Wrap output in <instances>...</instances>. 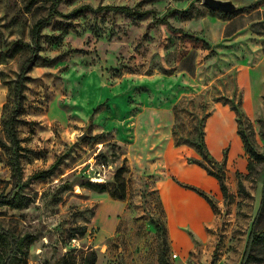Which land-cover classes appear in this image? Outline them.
I'll use <instances>...</instances> for the list:
<instances>
[{"label":"rangeland","instance_id":"rangeland-1","mask_svg":"<svg viewBox=\"0 0 264 264\" xmlns=\"http://www.w3.org/2000/svg\"><path fill=\"white\" fill-rule=\"evenodd\" d=\"M239 1L243 6L227 15L201 3L181 14L167 0L61 1L62 13L85 3H140L157 15L168 10L172 26L209 48L155 23L151 13L138 19L85 10L57 16L42 29L16 123L25 149L22 179L60 164L49 177L28 181L27 207L0 204V224L30 239L16 264H80L91 249L94 264H158L161 253L165 264L240 263L253 219L264 228V158L255 160L245 146L246 139L264 157V0ZM49 2L0 0L5 141L14 82L30 54L18 41H30L31 26ZM212 15L230 22L215 25ZM200 130L211 161L205 165L226 174L227 200L194 162L202 160L195 145ZM10 155L0 147V193L12 186ZM87 181L104 183L105 190ZM179 183L204 189L213 206ZM154 220L164 224V234ZM78 224L86 233L68 238Z\"/></svg>","mask_w":264,"mask_h":264},{"label":"trees","instance_id":"trees-1","mask_svg":"<svg viewBox=\"0 0 264 264\" xmlns=\"http://www.w3.org/2000/svg\"><path fill=\"white\" fill-rule=\"evenodd\" d=\"M49 5L45 15L36 19L32 24L30 29V41L23 42L18 41L19 44L26 46L30 49V54L26 57L20 64L18 75L14 82L13 90V101L14 108L8 114V116L3 121L4 131L7 137V141L0 138V147L8 148L11 151L9 158V163L12 171L11 179V189L7 193H0V204H8L16 206L18 208L27 207L31 202V198L23 193V188L28 184L30 179H44L49 177L55 169L59 166L60 161L54 163L49 169L37 171L33 173L28 181L22 179V166H21V156L22 152L25 150L21 145V140L18 137L16 123L18 121V115L23 108V83L26 79V74L34 61L38 58L39 51L41 49V31L42 29L50 24L52 20L57 17L70 18L81 14L83 11L88 10L92 12H101L109 10L112 12H119L123 14H128L134 18L142 19L149 13L153 17L155 23L165 24L170 30L174 32H179L181 37L188 38L192 40L198 47L209 48V44L198 35L187 34L182 28L174 27L170 24L167 19L168 11L161 15H157L151 9H140V3L134 7H130L124 4L117 5H97L93 6L89 3L81 4L78 7L73 8L67 13H62L59 11L58 7L62 0H49ZM36 2V0H31ZM192 7V3L184 10H175L178 13L185 14ZM214 11V9H209ZM223 14V13H221ZM196 147L202 160L196 159L194 162L202 167L207 174L213 176L218 183L219 190L225 200L230 198V192L228 189L226 174L223 170L217 169L213 170L204 162H211L209 158L208 151L204 144L203 133L200 130L198 141L196 142ZM245 146L249 155L255 160H262L264 157L257 152H255L250 145V143L245 139ZM117 180H119V191H124L123 181L120 180V176L117 175ZM184 188L190 189L203 197L210 206H213L212 200L203 189L196 187L191 184L179 183ZM238 188L241 192H245L244 185L241 180L238 179ZM87 186L99 191L105 190L104 183H98L97 181H87ZM262 206V201H261ZM259 213V211H258ZM257 213V214H258ZM159 233H165V226L159 220L153 221ZM257 218L255 217L250 225L248 236L245 242L244 250L239 264H264V228L259 229L256 226ZM87 227L85 224H78L69 227L67 231L68 238H77L86 233ZM30 242V239L26 236H17L8 229L4 228L0 224V264H16L17 259L20 258V254L26 252L25 247ZM96 262V253L93 249L85 253L81 259L80 264H94ZM158 264H165L164 255L161 253L158 257Z\"/></svg>","mask_w":264,"mask_h":264},{"label":"crops","instance_id":"crops-1","mask_svg":"<svg viewBox=\"0 0 264 264\" xmlns=\"http://www.w3.org/2000/svg\"><path fill=\"white\" fill-rule=\"evenodd\" d=\"M167 2H170L171 3V5L173 4V10H184V9H186L187 7H188V5L189 4H191L192 3V5L193 4H202V0H167ZM204 9H209L208 7H206L204 4H203V6H202ZM166 11H168V10H166ZM166 11H164V12H166ZM164 12H162V14L164 13ZM206 16H210V15H206ZM211 18H213V24H215V25H219V24H222V26L223 27H226L227 26V24H228V22H230V20H229V18H219V17H217V15H212L211 16ZM208 175V177H209V180L210 181H212V182H214L215 183V181L214 180H216L213 176H210L209 174H207ZM216 182H217V180H216ZM191 185H194V184H191ZM217 185H218V183H217ZM194 186H196V185H194ZM181 187H183V186H181ZM181 187H179L178 189H181L182 190V188ZM197 187V186H196ZM184 188V187H183ZM218 188H219V186H218ZM185 189H187V188H185ZM202 189V188H201ZM204 190V189H203ZM183 191H185V190H183ZM205 191V190H204ZM187 192L188 193H190V194H192V195H194V196H196V197H201L200 195H198L197 193H195L194 191H192V190H190V189H187ZM177 201L178 200H180V196L178 197V195H177V197H175V196H173ZM179 198V199H178ZM201 198H203V197H201ZM204 199V198H203ZM204 201L207 203V201L204 199ZM188 204V207L191 209V211L192 212H194L195 214H197V215H201V212H202V210L198 207V206H196L195 204H193V203H187ZM189 204H191L192 206H189ZM208 204V203H207ZM209 205V204H208ZM193 206H194V208H193ZM194 209V210H193ZM198 212V213H197ZM194 223H196L197 225H198V223L197 222H194ZM196 225V226H197Z\"/></svg>","mask_w":264,"mask_h":264},{"label":"water","instance_id":"water-1","mask_svg":"<svg viewBox=\"0 0 264 264\" xmlns=\"http://www.w3.org/2000/svg\"><path fill=\"white\" fill-rule=\"evenodd\" d=\"M202 4H204L209 9L217 10L223 14H230L243 6V4L239 0H202ZM86 129L84 132L79 135V139H82L85 135Z\"/></svg>","mask_w":264,"mask_h":264},{"label":"bare ground","instance_id":"bare-ground-1","mask_svg":"<svg viewBox=\"0 0 264 264\" xmlns=\"http://www.w3.org/2000/svg\"><path fill=\"white\" fill-rule=\"evenodd\" d=\"M179 197V196H178ZM179 199V198H178ZM183 203H185V202H183ZM179 204H181L180 202H179ZM187 206H188V204H187ZM189 206H192L191 204H189ZM188 208V207H187ZM193 208H194V206H193ZM190 209V208H189ZM192 209V208H191ZM190 209V210H191ZM194 210V209H193ZM198 213V212H197Z\"/></svg>","mask_w":264,"mask_h":264}]
</instances>
